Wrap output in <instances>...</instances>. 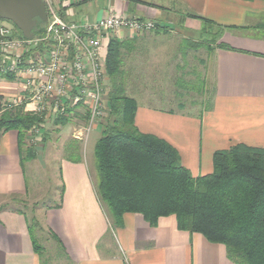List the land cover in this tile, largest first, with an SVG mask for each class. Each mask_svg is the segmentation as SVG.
<instances>
[{
  "label": "crops",
  "instance_id": "1",
  "mask_svg": "<svg viewBox=\"0 0 264 264\" xmlns=\"http://www.w3.org/2000/svg\"><path fill=\"white\" fill-rule=\"evenodd\" d=\"M60 15L77 24L111 15L153 21L156 29L150 36L123 32L116 40L155 55L170 48L174 37L191 46L203 35L210 36L205 31L221 29L222 38L210 48L205 62L213 82L206 131L186 115L139 103L136 126L177 149L182 165L194 177L213 172L217 151L239 144L264 148V0H76L62 3ZM19 91L18 81L0 80V95L5 99ZM49 120L45 123L57 127L56 119ZM30 137L37 157L23 166L18 132L0 135V264H235L223 245L180 231L175 216L161 218L151 227L143 216L127 214L121 227L113 226L97 196L86 151L80 163L64 158L70 140L82 142L67 135L57 141L63 151L56 148L49 155L50 143ZM37 161L44 169L60 162L63 187L61 197L44 210L34 200L29 214V202L23 199L29 193L26 171L28 164ZM36 219L40 227L32 228Z\"/></svg>",
  "mask_w": 264,
  "mask_h": 264
},
{
  "label": "trees",
  "instance_id": "2",
  "mask_svg": "<svg viewBox=\"0 0 264 264\" xmlns=\"http://www.w3.org/2000/svg\"><path fill=\"white\" fill-rule=\"evenodd\" d=\"M13 27L14 33L24 38ZM46 27L39 22L34 36H42ZM261 31L264 34V25ZM205 33L214 41L222 30ZM125 46L114 38L108 45L109 114L94 150L96 192L112 225L121 227L127 214L143 216L151 227H156L161 218L175 216L180 231L197 233L211 243L223 245L235 264H264V148L239 144L217 151L213 172L194 177L182 165L177 149L137 128L138 102L126 94L120 78ZM191 47L199 50L204 44L194 43ZM2 79L13 82L15 76L0 73ZM77 119L87 122L89 113L76 111L60 116L54 124L63 129ZM42 123L41 116L24 108L7 109L0 95V135L18 132L23 166L37 157L30 133ZM47 139L45 135L44 141ZM64 158L80 163L82 144L70 140L65 145Z\"/></svg>",
  "mask_w": 264,
  "mask_h": 264
},
{
  "label": "built area",
  "instance_id": "3",
  "mask_svg": "<svg viewBox=\"0 0 264 264\" xmlns=\"http://www.w3.org/2000/svg\"><path fill=\"white\" fill-rule=\"evenodd\" d=\"M48 23L42 36L17 38L0 22V73L15 76L19 94L5 99L6 108H24L39 115L44 123L33 127L39 139L45 121L80 111L89 120H75L74 138L88 142L91 132L108 117L107 44L123 32L148 35L156 29L153 21L111 15L99 22L67 23L60 15L62 3L76 0H42Z\"/></svg>",
  "mask_w": 264,
  "mask_h": 264
},
{
  "label": "rangeland",
  "instance_id": "4",
  "mask_svg": "<svg viewBox=\"0 0 264 264\" xmlns=\"http://www.w3.org/2000/svg\"><path fill=\"white\" fill-rule=\"evenodd\" d=\"M1 23L14 31L10 23ZM151 34L142 35V38ZM221 35L215 38L216 41H213L214 37L203 35L204 38L199 40V44H204V47L199 50L192 48L187 41L174 37L173 41L171 40L172 46L162 49L156 55L154 51L149 54V51L144 49L133 50L131 42H127L128 44L122 50L123 63L120 77L125 84L126 94L136 99L141 106L166 110L165 112L173 111L175 114L181 113L190 119H195L201 125L203 124V130L206 131L205 126L210 122L212 112L213 82L210 72L207 73L205 62H207L210 48L221 40ZM15 36L21 38L17 33ZM177 41L180 42L176 44ZM10 83H17V81ZM106 84L110 89L111 83L108 78ZM69 127L62 129L55 127L53 122L46 124L44 133L48 138L46 144L50 143L49 155L56 152V148H61L57 145V141L66 139L67 135L73 137L75 131H79L75 126ZM98 128L91 132L87 143L82 142V153L86 151L90 172L94 179L96 178L94 147L102 136V128ZM40 137L44 138V135L41 134ZM40 144L43 145V142ZM60 151H63V148ZM41 163L42 161H37L27 165L29 193L23 199L29 202L27 204L29 214L34 211L32 208L34 200L37 199L41 210H44L47 205L53 204V201L61 197L63 187L59 173L61 163L47 164V169L42 168ZM32 223L37 226L35 228L40 227L37 219ZM46 241L45 238L44 243Z\"/></svg>",
  "mask_w": 264,
  "mask_h": 264
},
{
  "label": "water",
  "instance_id": "5",
  "mask_svg": "<svg viewBox=\"0 0 264 264\" xmlns=\"http://www.w3.org/2000/svg\"><path fill=\"white\" fill-rule=\"evenodd\" d=\"M0 19L12 23L32 39L39 22L48 23L46 4L42 0H0Z\"/></svg>",
  "mask_w": 264,
  "mask_h": 264
}]
</instances>
